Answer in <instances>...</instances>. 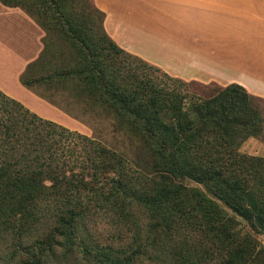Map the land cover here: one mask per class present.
Masks as SVG:
<instances>
[{"label": "trees", "instance_id": "1", "mask_svg": "<svg viewBox=\"0 0 264 264\" xmlns=\"http://www.w3.org/2000/svg\"><path fill=\"white\" fill-rule=\"evenodd\" d=\"M0 1L45 31L21 83L128 140L109 147L0 88V264L58 246L97 264H264V157L240 150L264 138L263 98L189 92L114 41L93 1Z\"/></svg>", "mask_w": 264, "mask_h": 264}, {"label": "crops", "instance_id": "2", "mask_svg": "<svg viewBox=\"0 0 264 264\" xmlns=\"http://www.w3.org/2000/svg\"><path fill=\"white\" fill-rule=\"evenodd\" d=\"M104 13L108 34L122 48L164 69L173 77L238 83L264 99V0H94ZM45 31L20 7L0 1V54L10 57L14 80L43 48ZM6 53H9L5 57ZM0 59V60H1ZM0 88L29 105H43L36 94ZM39 115L47 117L32 107ZM264 156V141L256 150Z\"/></svg>", "mask_w": 264, "mask_h": 264}, {"label": "rangeland", "instance_id": "3", "mask_svg": "<svg viewBox=\"0 0 264 264\" xmlns=\"http://www.w3.org/2000/svg\"><path fill=\"white\" fill-rule=\"evenodd\" d=\"M91 2L94 0H90ZM27 13V12H26ZM28 14V13H27ZM31 17V16H30ZM9 53H6L5 57H7ZM136 55V54H135ZM3 58V53L0 54V59ZM142 58V57H141ZM10 57H7L4 61L0 60V79L2 81H5L9 83V77H13V84L11 83L9 88L15 93H18L19 95H25L26 93L21 90L20 88L25 87L21 81H15L14 75L15 71L11 68V61ZM153 64V63H151ZM154 66H157L153 64ZM159 67V66H157ZM162 71H165L161 67H159ZM25 70V69H24ZM166 72V71H165ZM22 74V73H21ZM20 74V76H21ZM160 75L161 73L158 72ZM171 76V75H170ZM173 77V76H172ZM178 78V77H174ZM182 79V78H180ZM20 80V77H19ZM185 82L189 83V92H198L200 94H203L204 96H208L212 93H214L217 88L223 87L221 85L216 84L215 82H208L204 83L201 81L196 80H185L182 79ZM23 87H22V86ZM28 90H31L34 94V90L27 88ZM36 90H39V88H34ZM5 92V91H4ZM6 93V92H5ZM7 94V93H6ZM9 95V94H8ZM10 96V95H9ZM41 100L44 102H47L48 105H43V103L36 102L35 99L31 100L24 96L28 100V104L22 102L26 107L30 108L32 111L36 112L32 107L38 109L41 113H45L47 115L46 118L52 119L54 121H57L71 129L77 130L79 132H82L89 136H96L98 139H100L102 142H104L109 147L115 148L117 150H123L128 145V140L121 135L120 133L113 130V126H111V120L110 117L108 118H100L98 120L95 119H89L87 117L78 116L76 114H73L71 112H68L67 110L60 108L44 98L40 97L36 94ZM12 97V96H11ZM256 103L260 106V108L263 110V102L262 101H256ZM77 112V109L76 111ZM263 113V112H262ZM264 115V113H263ZM264 141L263 135H260L258 137L249 136L241 145L240 150L248 155H256V156H262L260 154L256 153V150L260 146L261 142ZM186 182L191 186H201L203 185L193 181V180H186ZM97 231H103V227L101 225L97 226ZM246 228H249L246 226ZM252 233L255 235V237L264 245V232H255L251 230ZM15 246V244H14ZM6 264H19L17 260H12L7 262ZM44 264H97L95 261H93L90 257L82 254V253H71L67 252L65 248L58 246L52 251L48 252L44 259Z\"/></svg>", "mask_w": 264, "mask_h": 264}]
</instances>
